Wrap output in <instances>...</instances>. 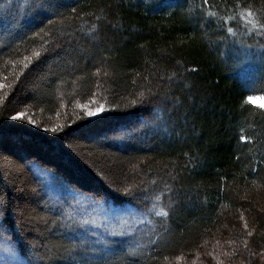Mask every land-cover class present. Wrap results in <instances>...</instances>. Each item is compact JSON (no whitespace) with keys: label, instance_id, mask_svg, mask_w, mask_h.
Here are the masks:
<instances>
[{"label":"trees","instance_id":"obj_1","mask_svg":"<svg viewBox=\"0 0 264 264\" xmlns=\"http://www.w3.org/2000/svg\"><path fill=\"white\" fill-rule=\"evenodd\" d=\"M234 2L51 0L37 13L0 0V243L16 260L264 264V108L245 99L264 96V37L224 19ZM245 3L264 15V0ZM224 24L236 36L221 41ZM89 193L134 213L160 195L169 215L70 259L81 230L53 221Z\"/></svg>","mask_w":264,"mask_h":264},{"label":"snow or ice","instance_id":"obj_2","mask_svg":"<svg viewBox=\"0 0 264 264\" xmlns=\"http://www.w3.org/2000/svg\"><path fill=\"white\" fill-rule=\"evenodd\" d=\"M209 5V0H203V5ZM51 0H27L25 4V10L31 11L33 9L36 10L37 13L48 11L52 7ZM234 9H239V12H234V14L230 17H225L226 21H242L245 25L247 31L246 35L251 37L252 34L256 33L259 34L261 37H264V15L257 17L251 9V6L246 5L245 0H235L232 4ZM204 16L207 17H215L216 13L210 10V6L208 10H205L203 13ZM97 25H93V29H95ZM222 29L226 30L225 36L218 37L219 40L224 41L227 40L229 37H235L236 31L232 26L227 24L220 25ZM237 43H242V41L237 40ZM45 44L48 43L47 40L44 41ZM248 48H251V45H248ZM41 53L39 51L33 52L31 56L24 57L21 61L23 67L20 68L21 73H23L24 69L28 67L29 64L32 63L33 58H39ZM26 61V62H25ZM99 71V69H97ZM5 87L4 84L0 83V88ZM246 87L250 88L251 90H255L252 88L251 83L246 82ZM4 97L0 96V101H2ZM248 102H252L253 100L260 99L264 101V96L254 97L249 95L245 97ZM137 101L133 100L131 103L135 104ZM87 115L92 116L95 115L97 112L103 111V105H100L95 110L92 108H87ZM260 107L264 108V103L260 105ZM23 112H16L11 118L13 120H20L24 117ZM59 115V114H58ZM31 123H35L34 120L30 121ZM47 131L57 132L61 130V126L56 125ZM240 134L238 137L239 142L244 143H251L253 141L252 136L244 135V130L241 128ZM252 171H255L254 169ZM167 188V185H165ZM76 192H81L80 189H73ZM125 193L131 191L130 188L126 187L124 189ZM75 198V197H74ZM86 200L89 201V207L92 208L93 212L98 211L101 215L105 217V222L102 224L98 222L97 216H93L90 212L78 213L73 215L72 213H62V221L60 219L54 220V224H58L62 228H66L72 231H76L77 229L81 230V236L78 238V242L74 243L71 248L65 249L66 255L68 258H72L74 255H80L84 257L89 249L93 251H98L101 255L105 252L111 251V237L117 235L115 230L114 224L119 225L123 231L119 233V235H124L126 232L134 233L136 231L135 224H139L141 222V217L147 218L149 215L154 214L157 217H168L169 212L165 209L164 206L161 204V196L154 195L152 196L150 206L145 209H137L135 213L128 212L123 208H115L110 205L106 206V201L102 199H97L95 193H89ZM146 199H148L146 194ZM5 209V204L3 201H0V215H2ZM125 215L126 219H120L121 215ZM129 219L132 220V223H129ZM241 221H244L243 228L245 230L249 229V224L245 220L244 216L241 215L239 217ZM102 228V230H101ZM6 231V229H5ZM247 237H251L253 235V230H248L246 232ZM229 244L233 243V241H227ZM241 243L244 245L245 248H248L249 241L247 239H243ZM79 250V251H77ZM4 251L9 253L11 250L5 245ZM236 253H233L235 255ZM261 258L264 259V255H261ZM165 260L168 257H164ZM180 259V257H177Z\"/></svg>","mask_w":264,"mask_h":264},{"label":"rangeland","instance_id":"obj_3","mask_svg":"<svg viewBox=\"0 0 264 264\" xmlns=\"http://www.w3.org/2000/svg\"><path fill=\"white\" fill-rule=\"evenodd\" d=\"M254 103L255 104H258V105H261L262 103H264V101H262V100H260V99H256V100H254ZM75 198H77V200H79L80 199V197H75ZM82 200H80L78 203H81L82 205V207H80V209L78 210V208H79V206H80V204H77L76 206H77V210L79 211L78 213H84V212H90V213H92V215L93 216H97V218H98V222H100L101 224L103 223V222H105V217L103 216V215H101L98 211H96V212H93V210H92V208L91 207H89V201H87L86 199H85V197L83 198H81ZM73 203V202H72ZM128 212H132V211H128ZM134 213V212H133ZM127 217L125 216V215H121V217H120V219H126ZM141 219V222L139 223V224H135V229L137 228V226H139V225H144V224H146L145 223V220L143 219V218H140ZM129 223H132V220L131 219H129ZM114 227H115V230H116V232H117V235H119V233L121 232V231H123V229H121L120 227H119V225H116V224H114L113 225ZM101 230H102V228H101ZM146 232H148V231H146ZM145 232V235H144V237H147L148 236V233H146ZM131 232H126L125 234H130ZM4 246L5 245H1V243H0V264H23L20 260H16V257L14 258L12 255H11V253L12 252H9V253H6L5 251H4Z\"/></svg>","mask_w":264,"mask_h":264}]
</instances>
